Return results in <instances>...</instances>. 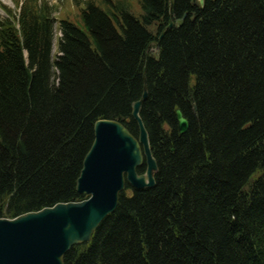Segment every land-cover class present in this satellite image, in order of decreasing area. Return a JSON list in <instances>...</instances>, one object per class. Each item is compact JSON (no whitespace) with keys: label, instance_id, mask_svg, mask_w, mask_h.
Masks as SVG:
<instances>
[{"label":"trees","instance_id":"1","mask_svg":"<svg viewBox=\"0 0 264 264\" xmlns=\"http://www.w3.org/2000/svg\"><path fill=\"white\" fill-rule=\"evenodd\" d=\"M129 1L62 19L56 56L39 0L0 20V218L87 199L76 184L94 124L138 137L145 76L156 184L121 193L64 264H264V0H136L138 16Z\"/></svg>","mask_w":264,"mask_h":264},{"label":"water","instance_id":"2","mask_svg":"<svg viewBox=\"0 0 264 264\" xmlns=\"http://www.w3.org/2000/svg\"><path fill=\"white\" fill-rule=\"evenodd\" d=\"M199 1L203 4V0ZM174 25L171 22L159 40ZM150 46L157 47L159 42ZM145 71L146 68L144 74ZM147 99L144 76L141 98L132 105L138 137L116 120H98L94 124V141L76 184L77 192L87 199L58 203L13 219L0 218V264H64L65 255L74 246L89 243L105 218L116 211L127 185L135 190L155 186L158 164L141 118ZM176 120L179 133L185 134L189 121L181 109L176 110ZM143 167L145 171L140 174L138 170Z\"/></svg>","mask_w":264,"mask_h":264},{"label":"rangeland","instance_id":"3","mask_svg":"<svg viewBox=\"0 0 264 264\" xmlns=\"http://www.w3.org/2000/svg\"><path fill=\"white\" fill-rule=\"evenodd\" d=\"M25 0H20L22 3ZM39 4H45L47 10L50 12L51 18L55 21L54 31L55 40L53 54H58V40L61 37L59 32V22L62 19L70 20L78 23L80 21L81 10L86 7V3L89 0H39ZM129 4L133 9V12L138 16L141 13L140 6L136 0H130ZM6 11H11L14 15H19L20 8L17 5V0H0V20L7 17ZM150 51L155 54L157 49L152 46ZM130 193V192H128Z\"/></svg>","mask_w":264,"mask_h":264},{"label":"flooded vegetation","instance_id":"4","mask_svg":"<svg viewBox=\"0 0 264 264\" xmlns=\"http://www.w3.org/2000/svg\"><path fill=\"white\" fill-rule=\"evenodd\" d=\"M140 174H142V173H140ZM134 189H132L131 187L129 188V185H127V189H126V192H132Z\"/></svg>","mask_w":264,"mask_h":264}]
</instances>
